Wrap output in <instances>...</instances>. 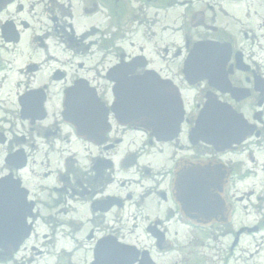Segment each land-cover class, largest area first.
<instances>
[{"label":"flooded vegetation","instance_id":"flooded-vegetation-1","mask_svg":"<svg viewBox=\"0 0 264 264\" xmlns=\"http://www.w3.org/2000/svg\"><path fill=\"white\" fill-rule=\"evenodd\" d=\"M206 43L226 63L188 67ZM208 101L242 118L216 147ZM202 163L221 218L176 192ZM0 209V264L264 260V0H0Z\"/></svg>","mask_w":264,"mask_h":264},{"label":"water","instance_id":"water-1","mask_svg":"<svg viewBox=\"0 0 264 264\" xmlns=\"http://www.w3.org/2000/svg\"><path fill=\"white\" fill-rule=\"evenodd\" d=\"M227 57L224 48L212 43L200 44L192 51L187 60L188 67H202L206 64L226 63ZM209 72H211L209 70ZM209 83L212 78L208 77ZM217 86L216 83L212 84ZM223 109L217 107L212 101H208L197 121L194 133H196L204 143L216 147L222 136L231 134L230 121L235 123L234 135H238L237 127L242 121L241 115L234 113L229 119L213 118V115H221ZM238 123V125H237ZM225 143V142H224ZM228 173L219 165L202 163L182 170L176 181V192L183 193V211L194 212L202 209L203 214H208L213 218H221L227 213V205L223 198L225 185L227 184ZM6 214L0 209V240L4 237ZM0 248L4 249L1 245Z\"/></svg>","mask_w":264,"mask_h":264},{"label":"rangeland","instance_id":"rangeland-1","mask_svg":"<svg viewBox=\"0 0 264 264\" xmlns=\"http://www.w3.org/2000/svg\"><path fill=\"white\" fill-rule=\"evenodd\" d=\"M259 178L260 177L251 178V179H249L247 181H243V182L238 183L236 189L239 192H238L237 195H241L243 192H246L247 190H251V189H253L256 193H259L260 192V185H259V181H258ZM245 241H243L242 244H241V246L237 249V252L235 254V256H236L235 264H240V263L242 264V262L238 258V256H242V258H243V256H245V254H246V253H243V250H246L247 249V246H248V244L246 245V242L247 241L246 242ZM251 248H252V246H251ZM261 256L264 257V253L261 252ZM256 262H257V264H264L263 263L264 260H262V261H260V260L259 261L258 260L256 261L255 260L254 262H252V264H256Z\"/></svg>","mask_w":264,"mask_h":264}]
</instances>
